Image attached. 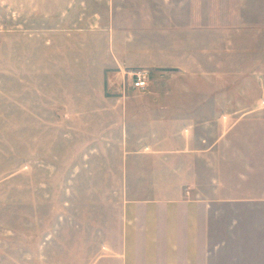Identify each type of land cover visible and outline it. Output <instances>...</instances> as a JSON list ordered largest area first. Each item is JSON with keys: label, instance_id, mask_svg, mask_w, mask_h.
Segmentation results:
<instances>
[{"label": "crops", "instance_id": "obj_1", "mask_svg": "<svg viewBox=\"0 0 264 264\" xmlns=\"http://www.w3.org/2000/svg\"><path fill=\"white\" fill-rule=\"evenodd\" d=\"M106 1V9L93 12L99 17H86L88 28H69L67 34L85 36L74 48L81 47L80 55L61 66L53 61L48 66L52 74L43 77L47 86L38 87L36 98L23 110L38 116L39 148H58L65 140L71 154L85 148V160L104 156L112 145L124 149V187L115 205L116 223L112 231L102 225L95 238L93 218L84 216L83 231L75 204L56 203V187L50 203H41L51 194L42 183L45 187L36 194L34 189L23 193L27 229L23 227L16 252L0 242V264H259V253L220 251L226 238H215L212 222L223 207L250 208L239 204L264 200V45L243 50L230 38L212 53L203 43L197 64L203 77L212 73V92L204 85V91H192L190 78L180 82L171 75L152 81L166 84V91H125L128 67L183 69L193 62L187 48L188 6L186 0H163L165 24L136 27L142 11L151 8L135 0ZM85 2L33 0L30 4L35 6L23 2L20 8L54 24L70 18L77 25L84 20ZM144 17L152 22L153 15ZM46 29L58 31L56 26ZM179 36L180 44L174 39ZM164 37L176 45L161 44ZM208 60L212 72L207 70ZM57 68L67 69V75L58 76ZM241 81L252 89L242 92L234 87ZM132 169L138 175L130 185ZM69 174L70 179L78 176ZM38 177L58 180L62 174L45 172ZM105 208L109 212L108 200ZM66 227L69 236L63 238ZM110 231L116 232L115 239L107 235Z\"/></svg>", "mask_w": 264, "mask_h": 264}, {"label": "rangeland", "instance_id": "obj_2", "mask_svg": "<svg viewBox=\"0 0 264 264\" xmlns=\"http://www.w3.org/2000/svg\"><path fill=\"white\" fill-rule=\"evenodd\" d=\"M32 1L0 0V242H4L7 249L13 246L15 252L21 247L23 227L27 229L23 225L22 210L27 200L25 195L28 190L34 189L36 194L38 189L45 187L42 183H46L51 194L44 197L45 200L42 198L41 203H50L54 196L56 203H74L78 225L84 231L86 225L84 216L86 214L91 216L96 238V232L98 233L102 225L108 226L112 231L116 223L118 209L116 206L119 204L121 189L124 187L122 179L125 171L124 149L112 145L106 149L107 153L104 156L94 154L89 160H85L86 149L79 147L71 154L69 147L66 146L68 142L65 140L61 141L62 145L58 148L44 149L42 146L39 148L37 142L38 116L27 115L26 110H23L25 105L27 107L28 100L36 98L38 87L47 86L44 85L43 77L52 74L48 72V66L52 65L53 61L61 66L63 65L61 63L80 55L81 47L78 51L74 48L82 45L85 36L67 34L69 28L80 25L88 28L90 24L86 25L89 23L86 22V17H99L93 12L106 9L107 1L86 0L81 8L84 20L78 22L77 25L73 24L74 21L71 22L70 18L54 24L53 21L48 22L38 18L28 9L22 11L20 8L22 3L25 2L29 7H33L35 5L30 4ZM131 1L126 2L131 3ZM135 2L136 4L140 2L147 9H152L150 12L142 11V17L135 21L136 27L138 25L148 26L150 23L152 25L165 24L164 14L167 11L165 1L135 0ZM186 2L190 28L187 48L193 62L183 69L171 65L158 68L128 67L123 81L125 91L155 89L166 91V84L154 85L152 81L156 76L171 75L177 77L180 82H187L186 78H190V90L192 91H204V85L205 91L212 92L214 89L210 76L212 73L208 77H203L197 64L199 56L203 54L201 50L203 43L209 45V51L212 53L217 47L225 45L230 38L237 40L238 48L243 50L255 51L256 47L264 45V0H186ZM150 14L153 15L152 22L148 20V17H144ZM162 15L164 18L161 19ZM48 26H56L58 31L56 33L53 30L44 31ZM61 32L63 34H60ZM93 39L95 40V37ZM164 39L166 38L162 39L161 44L176 45L171 42V39L168 42ZM174 39L175 41L178 39V44L181 43L180 36ZM141 40H145V37H141ZM245 53L244 56H246ZM249 60L253 61L254 58L249 57ZM206 66L207 70L213 71L212 60H208ZM138 68H145L148 71V81L144 88L131 86V73ZM57 69H59L58 76L67 75V69ZM198 82L202 84L198 85ZM78 87L81 88V84ZM234 87L242 92H245V89H252L249 82L244 83L243 81ZM257 91L258 88L254 83L253 92ZM211 102V100L208 101V104ZM54 160L57 161L56 164L47 163V161L53 162ZM126 170H128V164ZM134 171V169L130 170L133 178L128 180L130 185L136 183L135 176L138 174ZM45 172L60 173L62 178L58 180L39 179L38 176L44 175ZM69 173H78V176L70 179ZM55 187L56 195L53 196ZM70 187L73 189V194L70 192ZM86 189L91 190L87 192ZM37 198L35 197L36 200ZM107 200L110 205L109 212L105 208ZM241 203L239 205L249 204L252 207L238 206L236 210L223 207L222 211L215 213L214 222H212L216 229L213 228L214 236L216 239L221 236L226 238V242L219 250L253 251L261 254L262 258L258 259V263L264 264V200ZM86 206L89 210L87 213L85 212ZM111 231L107 235L115 239L116 232ZM69 232V228L66 227V230H63V238L69 236ZM230 238L239 241L235 244L233 241L230 243ZM93 247L96 250L97 245L94 243Z\"/></svg>", "mask_w": 264, "mask_h": 264}, {"label": "built area", "instance_id": "obj_3", "mask_svg": "<svg viewBox=\"0 0 264 264\" xmlns=\"http://www.w3.org/2000/svg\"><path fill=\"white\" fill-rule=\"evenodd\" d=\"M148 81V71L145 68H138L131 73V86L133 88H144Z\"/></svg>", "mask_w": 264, "mask_h": 264}]
</instances>
